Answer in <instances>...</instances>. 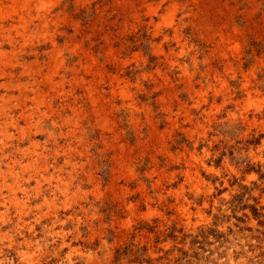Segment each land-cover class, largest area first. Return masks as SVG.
I'll return each mask as SVG.
<instances>
[{
    "label": "rangeland",
    "instance_id": "obj_1",
    "mask_svg": "<svg viewBox=\"0 0 264 264\" xmlns=\"http://www.w3.org/2000/svg\"><path fill=\"white\" fill-rule=\"evenodd\" d=\"M0 169V264H264V0H0Z\"/></svg>",
    "mask_w": 264,
    "mask_h": 264
},
{
    "label": "bare ground",
    "instance_id": "obj_2",
    "mask_svg": "<svg viewBox=\"0 0 264 264\" xmlns=\"http://www.w3.org/2000/svg\"><path fill=\"white\" fill-rule=\"evenodd\" d=\"M4 16V15H3ZM22 18V17H21ZM23 19V18H22ZM25 23V22H24ZM23 23V24H24ZM15 25V24H14ZM26 98V97H25ZM8 102V101H7ZM3 105V104H2ZM23 107V106H22ZM21 150V149H20ZM30 151V150H29ZM18 152V151H17ZM23 155H24V153H23ZM15 160V159H14ZM14 160H12V161H14ZM18 161V160H17ZM19 163V162H18ZM9 169H10V171H13L14 170V166H9ZM0 171H1V169H0ZM5 171V170H4ZM2 172V171H1ZM2 174V173H1Z\"/></svg>",
    "mask_w": 264,
    "mask_h": 264
}]
</instances>
